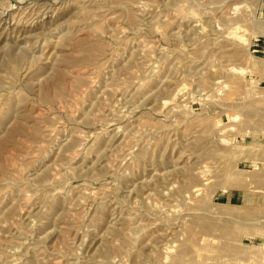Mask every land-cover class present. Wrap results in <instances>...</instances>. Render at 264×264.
I'll return each mask as SVG.
<instances>
[{
  "label": "rangeland",
  "instance_id": "1",
  "mask_svg": "<svg viewBox=\"0 0 264 264\" xmlns=\"http://www.w3.org/2000/svg\"><path fill=\"white\" fill-rule=\"evenodd\" d=\"M0 264H264V0H0Z\"/></svg>",
  "mask_w": 264,
  "mask_h": 264
},
{
  "label": "bare ground",
  "instance_id": "2",
  "mask_svg": "<svg viewBox=\"0 0 264 264\" xmlns=\"http://www.w3.org/2000/svg\"><path fill=\"white\" fill-rule=\"evenodd\" d=\"M97 11H98V10H97ZM97 24H98V23H97ZM99 27H100V25H99ZM93 29H96V28H93ZM98 30L100 31V29H98ZM98 30H96V31H98ZM99 31H98V32H99ZM64 38H65V37H64ZM86 47H87V46H86ZM86 47H85V49H86L85 51H86L87 54H88L90 51L88 52V50H87ZM89 48H90V47H89ZM101 51H102V50H101ZM90 54H91V53H90ZM88 55H89V54H88ZM90 56H91V55H90ZM57 62H58V61H57ZM98 120H99V118H98ZM196 194H197V193H196ZM204 199H205V198H204ZM188 201H189V200H188ZM205 202H206V201H205ZM222 208H223V207H222ZM227 212H229V211H227ZM240 213H241V212H240ZM211 247H212V246H211Z\"/></svg>",
  "mask_w": 264,
  "mask_h": 264
},
{
  "label": "built area",
  "instance_id": "3",
  "mask_svg": "<svg viewBox=\"0 0 264 264\" xmlns=\"http://www.w3.org/2000/svg\"><path fill=\"white\" fill-rule=\"evenodd\" d=\"M258 43H259V42H258L257 40H255V41L253 42V44H252V47H254V48H255V47H258Z\"/></svg>",
  "mask_w": 264,
  "mask_h": 264
}]
</instances>
